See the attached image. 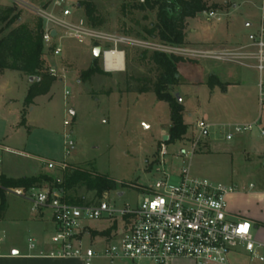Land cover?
Segmentation results:
<instances>
[{
  "label": "rangeland",
  "instance_id": "374dc122",
  "mask_svg": "<svg viewBox=\"0 0 264 264\" xmlns=\"http://www.w3.org/2000/svg\"><path fill=\"white\" fill-rule=\"evenodd\" d=\"M23 1L35 8H43L49 2L47 8H51L57 0ZM91 1L100 21L99 29L104 32L137 37L138 32L143 33L156 22L155 13L135 9L143 0ZM81 2L83 0H64V7L71 11L72 19L83 18L89 23L84 8L80 7ZM206 3L217 6L210 11L217 12L222 20L208 18L210 11L189 20L185 45L191 48L231 47L245 42L250 33L257 31L263 11L262 0H206ZM13 5L21 12L19 24L36 28L40 18L28 6L0 0V6ZM94 47L89 41L66 40L59 58L44 48V55H47L44 73L55 81L49 93L38 97L31 106H24L26 89L32 83L30 77L22 75L23 80L20 73L13 71L0 76V144L16 151L0 145V177L18 179L47 172L60 176L59 166L65 161L122 184L119 191L108 193V201L118 208L137 206L140 196L147 194V189L160 179L157 170L161 168L162 159L167 162L164 169L171 173L174 185L179 183L181 170L188 167L194 176L237 187L239 194L248 191L251 184L264 185V107L258 104V75L254 70L212 61L184 60L180 63L178 82L169 90L172 96L178 94L182 99L183 121L188 128L180 141L170 145L166 141L171 109L167 102L158 100L152 90L160 76L158 68L149 61L152 53L140 58L142 51L126 49L125 70L117 73H106L100 56L98 66L102 74L85 78L83 73L90 67ZM52 71L56 75L51 74ZM212 75L226 88H210ZM143 88L151 91L141 93ZM71 110L75 111L74 117L70 115ZM22 112L26 114L25 126L20 124ZM202 118L212 125L211 134L207 139L198 140L196 125ZM65 122L71 123L69 130L76 142V148L68 157L64 151ZM236 125H251L252 130L235 135L232 141L226 140ZM166 136L168 139L164 140ZM164 147L166 155L162 157ZM49 162L57 164L54 169L48 168ZM43 188L51 186L40 189ZM5 190L3 214L6 219L0 220V254L10 253L12 246L22 253L31 244L36 247L32 252L38 253L37 232L28 228L38 215L32 211L29 201ZM120 193L123 196H119ZM76 195L85 197L87 203L101 200L86 188L79 189ZM239 202L241 206V200ZM0 215L1 218L2 213ZM45 218L46 223L40 226L44 228L46 242L50 243L54 225L48 213ZM90 225L100 230L109 223ZM98 235H93L92 240L102 247L105 241L107 243L103 240L106 236ZM246 256L243 264H262ZM33 264L82 263L71 259ZM93 264L112 263L100 256ZM118 264L153 263L124 260ZM175 264L194 263L178 260Z\"/></svg>",
  "mask_w": 264,
  "mask_h": 264
},
{
  "label": "built area",
  "instance_id": "2783aa9c",
  "mask_svg": "<svg viewBox=\"0 0 264 264\" xmlns=\"http://www.w3.org/2000/svg\"><path fill=\"white\" fill-rule=\"evenodd\" d=\"M11 1L25 8L28 6L43 21L44 48L55 58L61 56L66 40H74L89 41L101 48L106 73L125 70L126 49L183 60L236 65L257 73L258 104L264 107V0L257 31L250 33L245 42L231 47L197 48L104 32L91 27L83 18L72 19L71 11L64 7V0H57L51 8H35L23 0ZM207 16L218 22L222 20L215 11L208 12ZM51 74L56 75V72ZM64 126V151L68 157L76 148V142L69 130L71 123L65 122ZM211 128L208 119H200L196 125L198 140L207 139ZM251 130V125H236L226 140L232 141L235 135ZM165 155L164 147L162 157ZM166 164L162 159L161 168L157 170L160 179L147 189V194L140 196L136 207L118 208L108 201V193L96 203H87L85 199L83 204H72L62 192L48 188H9L5 191L29 201L38 216L50 215L54 230L48 250L39 254L43 258L72 259L82 264H93L100 256L112 264L124 260L153 264H175L178 260H189L194 264H230L233 253H242L264 262L261 253L264 244L257 240L255 226L235 218L229 211V198L239 193L238 188L194 176L189 167L181 170L179 183L174 185L171 184V173L164 169ZM55 165L49 162L48 168L54 169ZM67 165L64 161L59 167L65 170ZM253 188L251 184L249 189ZM104 221L109 223L104 229L90 225ZM106 230H111L109 237L103 238L107 243L105 241L99 247L97 241L92 240L94 232L100 234ZM29 248L34 250L36 247L31 244Z\"/></svg>",
  "mask_w": 264,
  "mask_h": 264
},
{
  "label": "trees",
  "instance_id": "16d2710c",
  "mask_svg": "<svg viewBox=\"0 0 264 264\" xmlns=\"http://www.w3.org/2000/svg\"><path fill=\"white\" fill-rule=\"evenodd\" d=\"M47 2L43 8H47ZM80 7L84 8L89 25L99 29L100 21L96 17L95 6L91 0H83ZM141 12L155 13L156 22L145 28L143 33L138 32V38L158 39L160 42L182 46L186 44V26L189 20L199 18L203 13L217 9L216 5L210 6L206 0H143V3L135 6ZM21 12L17 6H0V71H13L34 78L30 84L24 100V106H31L34 100L40 96L47 95L55 79L44 73L46 71L44 43H43V21L40 19L36 28L30 29L19 24ZM18 24V25H17ZM17 25V26H15ZM143 52L140 58H146ZM150 63L154 64L160 71V76L153 87L157 99L167 102L171 109V126L167 144H175L187 133V125L183 121L184 107L172 96L169 88L178 82V65L184 60L175 56L154 53L149 56ZM98 59L92 60L90 67L83 73L85 78L95 74H102L98 66ZM210 88L223 86L217 76L212 75L209 80ZM141 93L151 91L147 88L140 90ZM27 123L26 114L22 112V126ZM60 176L47 172L31 177L10 179L0 177L1 204L0 214L6 209L4 189L24 188L40 189L50 185L51 190L62 192L65 199L72 204H83L85 198L77 196L81 188L94 191L97 196L103 197L106 193L119 191L123 186L110 179L108 176L95 173L75 165L68 164L65 170H59ZM144 189V188H142ZM111 230H106L100 235L109 237ZM94 235H97L94 232Z\"/></svg>",
  "mask_w": 264,
  "mask_h": 264
},
{
  "label": "crops",
  "instance_id": "0c3cea01",
  "mask_svg": "<svg viewBox=\"0 0 264 264\" xmlns=\"http://www.w3.org/2000/svg\"><path fill=\"white\" fill-rule=\"evenodd\" d=\"M247 26H251V24L247 23ZM5 72L6 71H3L0 74V76L4 75ZM20 78L23 79L22 74H20ZM28 89H26L27 92H28ZM21 111H20V115H21ZM0 145L3 146L2 148H6L9 151L11 150L13 152H16L12 150L11 148H9L8 146H5L3 143ZM1 171L2 169H0V172ZM239 200H241L242 202L241 206L239 205L240 204ZM229 211L235 218L244 219V220L251 222L255 226V234H256L257 240L264 244V185H261L260 187L254 186L253 189H249L243 194L237 193L231 196L229 198ZM5 219H6L5 214L2 213V217L0 218V220H5ZM46 220L47 218H45V215L36 216L35 218L31 220L30 222L31 224H28L29 226L28 228L30 230H34V232H37V240L39 244L38 253H33L32 252L33 250H30V248H28L27 250H24L21 253L20 249L18 248L14 249L13 248L14 246H12L10 247V251H9L10 253L0 254V264L14 263V262H17L19 264H33V263L44 261V260H53V259H47V258H43L39 256L40 253L46 252L49 248V243L46 242V236L43 234L44 228L40 226L42 225V223H46ZM29 251L31 253H28ZM261 253L262 254L264 253V249L261 251ZM246 257L247 256L242 253H233L230 258V263L231 264H243V261L245 260ZM54 261H58V260H54ZM61 261H65V260H61ZM260 263L264 264V262H260Z\"/></svg>",
  "mask_w": 264,
  "mask_h": 264
},
{
  "label": "water",
  "instance_id": "95a60500",
  "mask_svg": "<svg viewBox=\"0 0 264 264\" xmlns=\"http://www.w3.org/2000/svg\"><path fill=\"white\" fill-rule=\"evenodd\" d=\"M52 35L55 36L56 32L53 31ZM100 56H101V48L99 46L94 47L92 49V60L94 61V60L98 59ZM33 81H34V78H30V82H33ZM176 98H177V101L179 103H181L182 99L180 98V96L178 94H176ZM70 115L72 117H74L75 116V111L71 110ZM167 139H168V137L166 136L164 140H167ZM119 196H123V193H120Z\"/></svg>",
  "mask_w": 264,
  "mask_h": 264
}]
</instances>
